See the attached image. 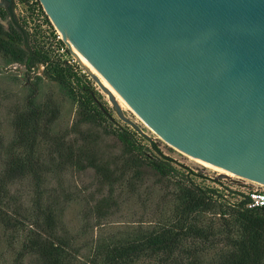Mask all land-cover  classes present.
Here are the masks:
<instances>
[{
    "label": "water",
    "instance_id": "95a60500",
    "mask_svg": "<svg viewBox=\"0 0 264 264\" xmlns=\"http://www.w3.org/2000/svg\"><path fill=\"white\" fill-rule=\"evenodd\" d=\"M40 2L84 65L164 141L264 185V0Z\"/></svg>",
    "mask_w": 264,
    "mask_h": 264
},
{
    "label": "trees",
    "instance_id": "16d2710c",
    "mask_svg": "<svg viewBox=\"0 0 264 264\" xmlns=\"http://www.w3.org/2000/svg\"><path fill=\"white\" fill-rule=\"evenodd\" d=\"M37 5L52 26L39 0ZM1 20L7 21V27ZM34 35L29 21L15 14V1L0 0V54L27 71L43 66L45 76L69 88L79 109L69 129L55 132L59 108L38 105L33 90L27 105L13 118L14 137L6 147L0 170V222L14 235L23 232L15 264H74L76 238L61 227L62 206L70 199L61 197L57 189L50 192V179L59 178L68 169H90L102 185L113 189L129 170H134L133 177L137 178L144 168L163 179L179 177L173 222L160 230L139 231L133 238L98 243L92 264H137L159 255L165 258L160 264H264V208H247L237 194L231 201L229 194L195 183L185 174L180 176L170 162L148 155L138 133L130 131L129 125H110L111 114L99 103V93L90 83H82L86 76L80 75L71 62L52 58ZM110 137L115 139L114 145L107 141ZM118 147L119 154L115 152ZM154 149L159 153L156 146ZM26 179L36 187L30 206L12 194V187ZM111 208V200L103 199L94 210L98 218H103ZM208 212L214 214L215 221L208 228L199 226L198 217ZM189 238L217 248L215 256L205 261L203 249H184L183 243ZM176 253L187 257L169 262Z\"/></svg>",
    "mask_w": 264,
    "mask_h": 264
},
{
    "label": "rangeland",
    "instance_id": "374dc122",
    "mask_svg": "<svg viewBox=\"0 0 264 264\" xmlns=\"http://www.w3.org/2000/svg\"><path fill=\"white\" fill-rule=\"evenodd\" d=\"M14 1L15 14L20 19L26 18L29 21L30 32L35 34L34 38L50 51L52 58L71 62L80 75L86 76L82 79V83L84 85L90 83L99 93L100 96H97L99 103L105 105L111 114L110 125L113 128H119V126L125 128L127 124L119 118L108 95L101 90L93 78L92 72L87 70L88 68L72 51L56 26L51 22L52 27L46 22L45 16L42 15L37 5V0ZM1 4L5 3L1 1ZM1 22L7 27V21L1 20ZM33 41L34 39H32ZM33 90H36L35 97L38 105L48 104L51 106L54 104L59 108L60 113L55 124V132L69 129L77 117L79 104L70 93L69 88H62L57 82L45 76L43 66L27 71L25 66L11 63L0 54V170L4 167L6 147L14 137L13 118L18 110L27 105ZM121 108L126 117L141 129L142 133H139L129 126L130 131L138 133L144 151L151 157H159L170 162L178 171V175L185 174L195 183L207 188L217 189L219 186L223 190L232 187L235 191L255 189L264 191L263 186L247 179L229 175L227 178L220 179L219 172L199 161L192 160L184 152L164 141L130 107L124 105ZM107 141L111 145L115 143V139L112 137ZM154 146L157 147L159 153L155 151ZM42 149L43 152H46L45 147ZM120 150L121 147H118L115 152L119 154ZM166 157L169 160L165 159ZM133 174L134 170H129L124 181L115 185L113 189L108 185H102L98 175L90 169L83 172L68 169L60 174L59 178L54 177L49 180L48 190L50 192L57 189V193L61 197L67 196L70 199L62 206L61 227L76 238L77 254L74 264H92L94 249L98 243L133 238L139 231L160 230L173 222L175 210L173 199L178 191L179 177L163 179L148 168L142 169V174L137 178H134ZM198 175H202L201 177L204 178L198 177ZM214 180L221 181V184L218 185ZM59 182H61V186H59ZM35 189L33 182L26 179L12 187V194L21 199L25 206H30L35 197ZM224 194L227 193L224 191ZM103 199H110L112 208L108 216L98 218L94 209ZM235 199L236 196L230 192L229 200L234 201ZM198 219L200 221L198 225L205 228L215 221L214 214L211 212L201 215ZM22 233L12 234V232L6 231L0 222V264H15L17 253L22 249ZM197 247L203 249L202 257L205 261L214 257L217 251V248H209L207 244L193 238H189L183 243L184 249L193 250ZM163 256L143 258L137 264H160L162 259L165 260L162 258ZM186 257L187 255L184 253H176L168 261H179Z\"/></svg>",
    "mask_w": 264,
    "mask_h": 264
},
{
    "label": "built area",
    "instance_id": "2783aa9c",
    "mask_svg": "<svg viewBox=\"0 0 264 264\" xmlns=\"http://www.w3.org/2000/svg\"><path fill=\"white\" fill-rule=\"evenodd\" d=\"M221 184V181H219L218 185ZM231 188V189H230ZM230 188H223L217 186V190L222 192L224 194V191L228 195L231 191L232 195H238L240 200H245L246 207L247 208H264V191L255 189V190H249V191H235V189ZM225 195V196H226Z\"/></svg>",
    "mask_w": 264,
    "mask_h": 264
},
{
    "label": "bare ground",
    "instance_id": "6f19581e",
    "mask_svg": "<svg viewBox=\"0 0 264 264\" xmlns=\"http://www.w3.org/2000/svg\"><path fill=\"white\" fill-rule=\"evenodd\" d=\"M57 29H58V31L61 33V35H62V37L65 39V41L67 42V44L71 47V49H72V51L79 57V59L82 61V59L80 58V56H79V54H78V52H77V50L75 49V47H74V45H73V43H72V41L70 40V38H69V36H67L64 32H62V30H60L58 27H56ZM82 63H83V61H82ZM84 64V63H83ZM86 68V67H85ZM87 69V68H86ZM88 71L90 70L89 68L87 69ZM90 73L92 72L91 70L89 71ZM91 74H93L94 76H96L93 72L91 73ZM97 77V76H96ZM98 78V77H97ZM99 79V78H98ZM100 80V79H99ZM101 81V80H100ZM101 83H103L102 81H101ZM103 85L105 86V87H107V89L110 91V92H112V94L114 95V97L116 98V100L118 101V103L120 104V106H127L122 100H120L114 93H113V91L107 86V85H105L104 83H103ZM129 107V106H128ZM130 109V108H129ZM131 110V109H130ZM137 115V114H136ZM142 120V119H141ZM143 121V120H142ZM187 155V154H186ZM190 157V156H189ZM192 160H194L195 161V159H193L192 157H190ZM197 161V160H196ZM201 163V162H200ZM207 167H209V168H212V169H214L215 171H217V172H219L220 174H223V175H229V176H234V177H239V178H242V177H240V176H238V175H235V174H233V173H230V172H228V171H225L224 169H221V168H218V167H213V166H209V165H206ZM233 178V177H232ZM242 179H244V178H242ZM249 181H251V180H249ZM251 182H254V181H251ZM254 183H256V182H254ZM256 184H258V185H260V186H263L264 187V185H262V184H259V183H256Z\"/></svg>",
    "mask_w": 264,
    "mask_h": 264
}]
</instances>
